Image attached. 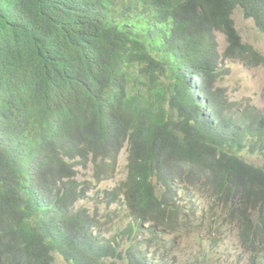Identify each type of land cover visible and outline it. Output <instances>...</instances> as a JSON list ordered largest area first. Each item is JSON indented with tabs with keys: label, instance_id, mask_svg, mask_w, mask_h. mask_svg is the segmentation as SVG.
I'll list each match as a JSON object with an SVG mask.
<instances>
[{
	"label": "trees",
	"instance_id": "trees-1",
	"mask_svg": "<svg viewBox=\"0 0 264 264\" xmlns=\"http://www.w3.org/2000/svg\"><path fill=\"white\" fill-rule=\"evenodd\" d=\"M21 1L29 33H64L68 43H79L62 13L73 0ZM239 6L264 30V0H85L78 26L86 39L62 68L22 41L4 50L12 25L2 17L0 264H54L56 253L72 264L124 260L116 237L95 232L98 213L76 204L90 189L78 180V165L93 159L115 168L127 145L118 202L136 222L129 233L149 222L175 229L184 208L173 195L186 182L215 197L198 227L212 235L226 214L247 247L260 250L264 166L241 152L260 151L264 160V113L229 101L225 88L211 91L228 72L218 68V33L227 38L225 59L264 63L242 41L234 19ZM77 60L92 67L72 66ZM128 255L129 264H152L136 246Z\"/></svg>",
	"mask_w": 264,
	"mask_h": 264
},
{
	"label": "rangeland",
	"instance_id": "rangeland-1",
	"mask_svg": "<svg viewBox=\"0 0 264 264\" xmlns=\"http://www.w3.org/2000/svg\"><path fill=\"white\" fill-rule=\"evenodd\" d=\"M236 26L242 41L245 44L253 46L264 58V32L255 24L253 18L248 17L242 8L237 9L234 14ZM219 62L218 68L228 70L221 78L214 81L212 88L220 86L225 88V92L230 91V100L238 101L241 106L251 107L256 110H264V63L250 64L248 61L240 59H225L223 53L228 46L225 35L217 34ZM245 160L256 165H261V156L250 150L242 155ZM128 145L119 153L117 158V168L104 171L105 176H96L99 162H89L88 165H78V178L81 182L94 183L89 198L82 199L76 204V207L86 206L91 210L98 211L99 216H105L101 219L103 228L97 227V232H102L104 236H118L121 239L122 249L128 248V245L138 244L136 249H145V255L151 259L152 263L167 262V264H264V245L260 250H250L240 239L239 235L229 234L225 242L214 244L212 237L204 230V227L191 226V231L186 228L181 231L168 229L156 223H145L140 231L133 236L129 233L132 218H126L121 212L115 218L112 211L117 208V204L111 205L108 211V195L111 189L119 182L124 180L127 175L128 164ZM106 177V179H105ZM180 186L178 187L179 190ZM203 189V187H199ZM186 202L181 201V205ZM108 211V212H107ZM160 235L165 241L171 252L169 256L165 255V250H160V241L154 245L150 243L152 236ZM223 235H226V228L223 229ZM166 256V257H165ZM171 257V258H170ZM54 264H72L59 253L55 254ZM115 264H128V260L119 259Z\"/></svg>",
	"mask_w": 264,
	"mask_h": 264
},
{
	"label": "clouds",
	"instance_id": "clouds-1",
	"mask_svg": "<svg viewBox=\"0 0 264 264\" xmlns=\"http://www.w3.org/2000/svg\"><path fill=\"white\" fill-rule=\"evenodd\" d=\"M21 3H22L21 0H4L5 9L4 10H2V9L0 10V16H1L0 20L2 19V17H4V20L11 22V25H12V27L10 29V32L4 35V37H5V41H4V45H3L4 50L7 48L6 44H10V43L15 42V41H22V42L26 43L29 48L31 47V48L38 49L41 52H47L49 57L51 58V59H48V64H50L51 67H61V68L65 67L66 66V61L69 58L73 59L75 57V50L86 39L85 38L86 31H85L84 27L83 26H78V17L83 15L82 13H80V7L85 4V0H73L72 5L70 6V9L68 11H66V12H62V13H64V16H67L69 18V20H70V22L68 23L69 32H70V34H72L73 36H75L79 40V43L77 45H71L70 43H68V41L65 39V34L64 33H59V32L41 33V34H37V33L31 34V33H29L28 32L26 11H25V8L22 6ZM239 8H241V7L239 6ZM236 11H237V9H236ZM55 14H57V15L60 14V11H58V13L55 12ZM248 17L253 18L252 16H248ZM253 20H254V22L256 24V21H255L254 18H253ZM256 26H257V24H256ZM261 31L264 32V30H261ZM92 56H94L93 52H92V54H90V58ZM82 62H83V60H77V61L74 62V64H72V66L78 67V68H80L82 70H85L86 68L92 67L90 65H85ZM219 78H221V76H219L218 79ZM224 88H227V87L224 86ZM211 91H213L212 87H211ZM225 93L227 95L228 100L232 101V100H230V95H229L230 91H227ZM236 102H238V101L236 100ZM249 108H251V107H249ZM251 110L256 111L258 113H264V110H256V109H253V108H251ZM247 151L248 150L241 152V155H244V153L247 152ZM250 152L251 153L257 152L261 156V160H262L261 165H257V166H264V160H263V156H262L261 152L260 151H250ZM128 156H129V153H128ZM89 162H96V163L99 162L100 163V166L97 167V171H96L97 172L96 176L98 178H100V176H105L104 175V171L106 169L109 168L110 170H115L117 168V167L113 168L111 166H105L104 167V164H103V162H101V160H97L96 161V160L90 159L86 163V165H88ZM106 162L111 164V162L109 160H106ZM248 163H250V162H248ZM252 164H254V163H252ZM105 179H106V177H105ZM125 179L122 180L121 182H119L115 187H113L111 189L112 193L110 195H108L107 201H108V211H109V208L111 207V205L116 203L117 204V208L115 210H113V211H118V215H119V212H121V214H123L126 217L127 213L120 209V202H118V198L120 197L121 189L123 188V183H124ZM78 180H79V178H78ZM175 181H176V179H175ZM86 183L90 184V189L88 190V194H89V192H90V190H91V188H92L94 183H91V182H88V181ZM86 183L81 182L83 187L86 185ZM184 186H188L189 187V191L186 190V189L184 190L183 189ZM201 186H202L201 184H198L196 186H190L186 182H183L180 185L179 190H178L179 186L177 188H175V190L179 191V194L176 193L173 196L177 197L176 198V202L178 203V205L180 207L184 208L183 211L180 212V216L181 217L183 216V218L179 221V223L175 224V229H173L170 226H167V228H166L165 227L166 224H161L162 226H164L165 230H168V229L178 230V229H180L179 231H181V230H183V228L187 227L188 225H191V226H195L196 225V226H198L197 225L198 222H199L198 217H199V214L201 213V211H203L204 208H206V207H208L210 205H213L214 204L213 202L215 201V197L212 198L210 193L207 191V189H205L203 186H202L203 189H199V187H201ZM115 190H116V199L112 198L113 197L112 196L113 192ZM181 201L186 202V204L185 205H181ZM95 211L98 213L97 209L96 210H91L92 213H94ZM113 211L111 212L112 215H114ZM172 211H174V210H173L172 207H170L169 216H171V212ZM175 213H176V211H175ZM105 214L102 215L101 217L99 216V214L97 215V224H96V227H95V232H97L96 231L97 227H99V228H103L104 227V225L101 222V219L105 216ZM118 215H114L115 218ZM225 215L226 214L222 215V217L220 218L219 222L216 225V229H215V231H214V233L212 235H210V233L206 229L207 227L204 228V230H206V232L212 237L213 240H214V238L219 239L218 243L225 242V240L228 238L229 234H235L236 233L237 235H239V232H240L236 227H235V229H232V223L228 222L225 219ZM126 218H128V217H126ZM211 220L212 219H208V220H205L204 222H205V224H208V223L211 222ZM135 223L136 222L133 221L131 223L130 227L132 225H134ZM149 223H151V222H149ZM157 225H159V224H157ZM224 228L227 229L225 237L223 235V231H224L223 229ZM100 233L103 235L102 232H100ZM151 233L153 234L152 230H151ZM133 235L134 234H131V236H133ZM155 236H160V235H155ZM113 237H116L117 240L121 243V239L118 238V236H113ZM151 237H153V236H151ZM239 237H240V235H239ZM156 239H157V237H154L153 239L150 238V243H153V241H154V245H155V244L158 243V241H160V243H161V241H164L165 245L164 246L160 245V247H161L160 250H165V252H166L165 255L169 256V254H171V252H170V250H169V248H168V246L166 244V241L162 237H161L162 240H158L157 241ZM240 239L242 240L241 237H240ZM133 246H136V248H137L138 244L136 243V244H132L130 246L128 245V248H126V249H122V243L120 244L119 249L121 251H123L125 259L128 260V258H129L128 252L130 251V248L133 247ZM147 249L148 248L141 249V250H145V253H146ZM166 250H168V251H166ZM145 257H146V260H148L149 262L152 263L150 258H148L146 255H145ZM167 262L166 261L165 262L161 261V264H167ZM128 264H129V261H128ZM152 264H154V263H152ZM158 264H160V262H158Z\"/></svg>",
	"mask_w": 264,
	"mask_h": 264
}]
</instances>
